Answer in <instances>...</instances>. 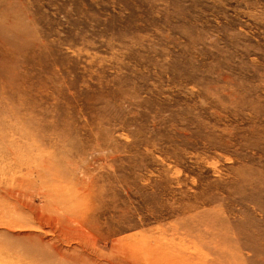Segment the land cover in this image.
<instances>
[{"label": "rangeland", "instance_id": "1", "mask_svg": "<svg viewBox=\"0 0 264 264\" xmlns=\"http://www.w3.org/2000/svg\"><path fill=\"white\" fill-rule=\"evenodd\" d=\"M31 234L264 264V0H0V263Z\"/></svg>", "mask_w": 264, "mask_h": 264}, {"label": "bare ground", "instance_id": "2", "mask_svg": "<svg viewBox=\"0 0 264 264\" xmlns=\"http://www.w3.org/2000/svg\"><path fill=\"white\" fill-rule=\"evenodd\" d=\"M55 194H57V192H55ZM23 237H25V240H22L19 243L20 246H21L20 249L24 252L23 255L26 256L29 259V263L30 264H39L41 262L49 263V262H55V261H57V264H83V263H76L77 261H74V260H71L69 258H66V253L67 252H64L63 249H59V248H56V247H54V248L51 247V246L49 247L48 244L46 242H44V240L41 237H37V236H34L32 234L31 235H26V236H23ZM14 238L20 239L21 237L16 235V236H14ZM152 250H153V248H152ZM54 253L59 255L61 257V259L58 258L57 260H54V258H55ZM153 254H154V252H153ZM160 254H158V255L160 256ZM136 258H139V256H136ZM138 260H140V259H138ZM138 260H136V261H138ZM19 261H20L19 262L20 264H25L24 263L25 262L24 259H21ZM157 261H158V259H157ZM1 262L2 263H0V264H12L11 262H9L7 260L5 261L4 259L1 260ZM129 262L133 264L134 261L133 260H129ZM109 264H111V263H109ZM123 264H124V262H123Z\"/></svg>", "mask_w": 264, "mask_h": 264}]
</instances>
